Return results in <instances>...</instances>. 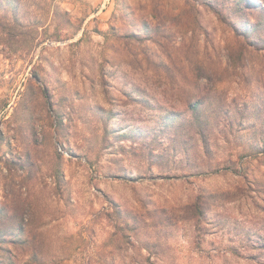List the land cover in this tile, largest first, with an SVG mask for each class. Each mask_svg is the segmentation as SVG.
I'll return each instance as SVG.
<instances>
[{
    "label": "rangeland",
    "instance_id": "rangeland-1",
    "mask_svg": "<svg viewBox=\"0 0 264 264\" xmlns=\"http://www.w3.org/2000/svg\"><path fill=\"white\" fill-rule=\"evenodd\" d=\"M250 1L0 0V264H264Z\"/></svg>",
    "mask_w": 264,
    "mask_h": 264
},
{
    "label": "trees",
    "instance_id": "trees-1",
    "mask_svg": "<svg viewBox=\"0 0 264 264\" xmlns=\"http://www.w3.org/2000/svg\"><path fill=\"white\" fill-rule=\"evenodd\" d=\"M247 1V5H249V6H251V4H252V2L250 1V0H246ZM263 8V10H264V7H262ZM247 45H249V46H247L248 47V49L249 48H255L254 50H256V51H259V52H262L263 54H264V43L263 44H259V41H254L252 44H247ZM247 49V51L246 52H250V50H248ZM236 52H237V50H236ZM244 53H245V49H244V51H242V52H238V54L240 55V56H243L244 55ZM264 56V55H263ZM201 208V206H199V205H197V208Z\"/></svg>",
    "mask_w": 264,
    "mask_h": 264
}]
</instances>
